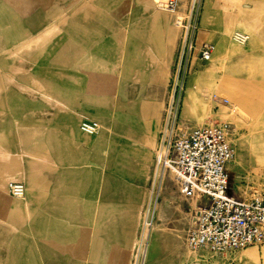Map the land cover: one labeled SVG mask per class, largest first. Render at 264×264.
Instances as JSON below:
<instances>
[{
	"label": "rangeland",
	"instance_id": "1",
	"mask_svg": "<svg viewBox=\"0 0 264 264\" xmlns=\"http://www.w3.org/2000/svg\"><path fill=\"white\" fill-rule=\"evenodd\" d=\"M29 1L26 0L27 3ZM85 2L65 0L64 8L55 4V7L60 9L59 19L65 18L63 26L67 27L68 20L71 22V25L69 24L71 29L67 27V31L71 30V32H59L61 22L57 19L53 36L33 59L24 57L13 60L14 57L7 53L9 48H3L0 36V81L3 85L2 88L0 87V91L3 89L0 92V101H2L0 134L5 135V147L11 150L10 159L4 160L1 155L4 146L0 145V176L5 170H13L11 165L15 164L17 168L21 167L24 170L28 180L33 179L32 190L39 192L47 191L52 187L53 175L56 192L102 191L107 182L110 186L108 190H114L115 185H124L127 190L136 192L135 186L124 184L119 175L110 173V171H119L123 175L122 171L125 169L122 167L112 169L108 164L110 158L117 159L118 152L126 144L139 150L141 145L146 144L147 139L151 138L145 133L144 139L138 140V145L135 147L131 144L135 139L123 136L125 142L120 146L118 144L123 127L134 124L133 119H136L135 116L130 117L124 107L127 103L123 101L127 99L124 84L127 85L131 79L130 83L135 82L140 92H143L151 84V75L156 71V63L150 60L147 50L148 47L153 48L150 40L151 9L143 0H86ZM40 3L41 6L35 9L25 7L24 14L30 15L32 11L38 10L39 15L42 16V11L45 10L42 5H47L48 0H40ZM162 6L164 7V2ZM202 15L200 40L210 42L213 51L207 61L200 60L196 51L191 56L188 78L193 73L194 83L189 96L188 117L182 120L195 126L221 121L233 127L235 156L227 165L228 193L244 198L264 189V0H205ZM48 20L46 17L44 23L36 25L37 31L44 28ZM24 25L30 31L33 28L31 23ZM77 28L79 30H76ZM0 31L3 32L1 33L3 37L8 34L3 23H0ZM37 31L30 32L28 36ZM180 33L179 30L176 44L169 56L168 76L179 46ZM235 33L244 35V41L236 39ZM62 40L64 46H59L58 41L62 43ZM22 78L29 79V85L21 81L17 82V79ZM39 80L45 83L51 80L64 88L62 89L66 106L62 109L56 106L59 119L56 120L54 127L57 131L62 126L63 130L57 132L54 137L56 145L54 167H48L47 162H34V159L25 156L22 160L18 157L17 125L47 126L49 98L42 93V90H45L42 89V85L41 89L32 90V82L41 84ZM116 84L118 95L112 104L107 91ZM101 86H104L103 94L100 93ZM17 88L26 92L22 93L25 97L20 95V99L17 98ZM56 90L60 88L57 87ZM36 91H40V94ZM101 95L103 101L107 103L109 113L106 117L94 118L97 114L91 111V104L95 103L92 99L95 100ZM32 96L35 98L30 100ZM77 108L86 112L82 114L83 116L91 117L100 124L96 133L83 135L78 131L81 116L76 114ZM32 115H34L33 119L21 118ZM72 118L76 119V132L71 130ZM79 135H81L80 140ZM40 139L43 142L47 136L41 133ZM79 147L86 149V157L92 160L91 164H94L87 163V167L82 169L83 176L85 175L87 179L82 185L74 182V178L79 176L76 169L60 167L65 161L69 163V159L72 161L76 159L74 149ZM102 148L108 150L110 157ZM138 172L142 175L147 173L146 169L142 168V164ZM133 174V171L128 173L129 176ZM11 181L25 184L20 174L6 180L4 189L0 190V209L12 208L17 202L23 201L21 197L9 194L8 183ZM140 190L143 196V189ZM162 196H168L173 205L170 203L168 207L167 201L164 202V206L160 205L161 219L156 223L169 221L168 225L174 229V232H171L166 225H162L159 226L162 229L158 230L154 237L162 241L168 233L175 235L181 248L187 249L184 237L189 222L184 224L185 214L173 206L180 204L183 212L189 210L190 206L185 203L186 201H179L178 194L170 183H167ZM6 199H11L14 203L8 204ZM13 212L9 210L8 215H14ZM47 215L46 210L36 212L35 217L39 219L40 228L46 225L43 221ZM7 234H10L9 230L0 229V243ZM39 234L40 252H46L43 250V244L45 246L47 244V232L41 231ZM157 249L158 257L153 264H186L184 255H179L171 246ZM27 255L31 253L25 249V259L32 260L30 256L27 258ZM180 256L182 258H179ZM233 256L232 264H264V242L237 251ZM43 258L40 256L34 259ZM189 258L191 259V253Z\"/></svg>",
	"mask_w": 264,
	"mask_h": 264
},
{
	"label": "crops",
	"instance_id": "2",
	"mask_svg": "<svg viewBox=\"0 0 264 264\" xmlns=\"http://www.w3.org/2000/svg\"><path fill=\"white\" fill-rule=\"evenodd\" d=\"M55 4L64 8L65 0H48L47 5H42L44 7L43 9H45L42 11V16L39 15L38 10L32 11L30 15H25L24 8H38L41 6L40 0H30L28 3L26 0H0V23L5 25V31L8 32V34L5 35L6 37H3L1 34L3 32L0 31L3 48H12L14 45H18L20 41H23L30 32L37 31L38 28H35V26L45 22V18L49 15L51 10L55 8ZM204 5L205 0L203 2L200 17V26L202 24ZM25 23H31L33 26L31 31L25 28ZM67 23L68 29H71V22L68 20ZM59 27V32L67 31V27L63 26V23L59 24ZM76 30H79V28ZM67 32L70 33L71 30ZM200 39L201 37L198 33V40ZM60 42L61 41H58L59 46H64L62 45L63 40L62 43ZM168 78L169 76L166 80L163 78L157 79L154 75H151V84L146 87L143 92H140L141 90L137 88L135 82L130 83L131 79H129L127 85L124 84L127 100L136 101L135 107L137 113L135 115L136 119H133L135 123L125 126L121 130L122 134L118 141L119 146L125 142L124 137L128 136L135 139L131 144L136 147L138 145L137 141L143 140L145 134L141 121L146 118L152 120L157 117V121L155 125H153L154 129L149 133L151 138L147 139L149 144L146 145L143 143V145H141L142 147H140L139 150L134 149L135 153L130 156L132 171L134 173L133 176L128 175V173L132 171H128L125 166L122 165L121 161L118 159L111 160V158L109 160V168L113 169L122 167L125 169L122 171L123 175H121L119 171H110V173L119 175V178L124 184L135 186L136 192L127 190V187L124 185H115L114 190H108L110 189L108 182L106 186L104 185L102 191L87 192L85 190H77L73 192H56L54 175L52 176V187H49L47 191L39 192L32 190V188L29 187V180L25 177L26 173L21 167H19L23 172L25 184H23L24 192L21 197L23 201L17 202L16 205L12 207L15 219H13L12 215L11 217L8 215L9 208L6 207L0 209V229L4 228L10 232V234H7L0 243V264H23L29 262H41L46 264H129L139 222V215L144 207L147 196V184L149 182L153 165V147L160 124ZM20 81L21 83H27V85L30 83L29 79H17V82ZM39 81L42 85V89H45L42 91L48 96L49 99L47 102L50 104L49 113L47 114V126L39 125L40 135L42 133L43 136H47V139H44L42 142V146L48 154V160L45 162H47L48 167H54L56 162L54 155L56 151L54 137L57 132L63 130L62 126L59 127V130L57 131L54 127L56 120L59 119V111H57L56 106L60 109L66 106L65 96L63 95L64 88L51 80L46 81V83L41 80ZM100 85H103V83H100ZM0 87H3L2 81H0ZM57 87H59L60 90H56ZM100 89V93L103 94L104 86H101ZM36 92L40 94V91ZM16 93L17 98L20 99V95L21 97H25L22 93L26 92L20 91L17 88ZM107 93L113 104L118 95V85L116 84L113 87L108 88ZM34 98L35 97L32 96V98L29 99L33 100ZM185 98L186 96H184V101ZM92 100V102L95 103L91 104V111L97 114L94 118L106 117L109 113V108L106 101H103V95L97 96L95 100ZM33 102L35 101H32V103ZM0 104H2V101H0ZM77 110L78 112L76 111V114H80L81 116L79 117L81 119L80 122L82 119L87 118L93 120L91 117L83 116L86 112L81 108H77ZM22 113L24 114V112ZM188 113L189 111L183 110L182 106L181 118L184 119L188 117ZM33 116L34 115L26 118L21 116V118L27 120L33 119ZM79 124L78 131L80 132ZM71 130L74 132L77 130L75 118H72ZM82 133L83 135L89 134L81 131V134ZM80 136L81 135H79V140L81 138ZM18 146L20 147L19 144ZM104 150L110 157L108 150L106 148ZM18 151L20 152L21 148L20 150L18 148ZM85 151L86 149L83 147L75 148L74 152L76 159L74 161L69 159V163L65 161L63 165H60V167H64L65 169H76V173H79V176L74 178V182L80 185L87 182L86 177H84L85 175L83 176L82 169L87 167V163L91 164L92 162V160L86 157ZM141 163L142 168H145L147 171L146 175H142L138 172L141 168ZM167 183H170L175 189L180 202L186 201L185 203L188 205H194V200L184 199L181 196L177 187L169 177L164 179L161 185L160 196L157 200L155 223L152 230L147 264H153V262L157 260L158 247L162 249L168 245L173 249H176L177 246H179V249L183 252L182 255H184V261L186 264H192L189 261L190 252L188 248L186 247L187 249H182L178 243V239L175 238V235L172 236L168 233L162 241L157 237H154L158 230L162 229V227H159L162 225H166L171 232H174V229L168 225L169 221L162 224L156 223L157 220L161 219L162 208L160 209V205L164 206V202L167 201L169 207V204L172 203L168 196H162ZM48 184H50V182ZM141 188L143 189V196H141ZM190 201L193 202V205L190 204ZM6 202H8V204L14 203L11 199H6ZM171 205H173V203ZM173 207L179 212L185 214L184 224L186 222L188 223L191 214L190 209L183 212L180 204H175ZM41 210H46L48 212L47 218L43 221L45 222L43 224L46 225H43L42 228L38 225L39 219L35 217L36 212ZM41 231L47 232V244L46 246L43 244V250H46V252H40L39 232ZM25 249L28 253H31V255H27L26 257L29 258L30 256L32 260L25 259ZM40 256H43L44 258L38 260L34 259L37 257L39 258ZM191 260L196 264H200L194 253H191Z\"/></svg>",
	"mask_w": 264,
	"mask_h": 264
},
{
	"label": "built area",
	"instance_id": "3",
	"mask_svg": "<svg viewBox=\"0 0 264 264\" xmlns=\"http://www.w3.org/2000/svg\"><path fill=\"white\" fill-rule=\"evenodd\" d=\"M204 0H187L180 21V38L164 94L160 124L153 147L147 196L139 215L129 264H147L155 210L162 182L169 177L184 199L194 200L185 230V245L200 264H231L234 254L264 242V189L248 197L228 193V163L235 156L234 129L221 121L201 126L181 118L191 56L210 59L213 46L198 40ZM180 0H167L178 9ZM234 37L244 41L245 36ZM98 125L85 119L80 130L95 133ZM8 192L19 197L23 183L12 181Z\"/></svg>",
	"mask_w": 264,
	"mask_h": 264
},
{
	"label": "bare ground",
	"instance_id": "4",
	"mask_svg": "<svg viewBox=\"0 0 264 264\" xmlns=\"http://www.w3.org/2000/svg\"><path fill=\"white\" fill-rule=\"evenodd\" d=\"M81 1L85 2L86 0H81ZM143 1L145 5L151 9L152 28H151L150 40L152 42L153 48L151 49L150 47H148L147 50L150 54L149 55L150 60L156 63L155 64L156 71L154 73V76L158 79H160L159 77L161 76H162L161 78L165 76L164 80H166L168 77L169 56L171 55V52L175 46L178 37V32L180 30V21L184 13L183 10L185 9L187 0H180L181 3L178 9H168L166 5L167 0H143ZM162 2H164V7L162 6ZM59 11L60 9H58L57 7L52 9L49 15L47 16L49 20L44 28L37 31V33L35 34L24 38L23 41H20L18 45H14L12 48L7 49V53L10 56L14 57L13 60L15 58L19 59L24 57L33 59L35 56H38V54L40 53V49L43 48V46L46 43H48V41H50L51 37L55 32V27H56L55 21L60 17ZM102 19L103 17L100 18V20ZM59 21L64 24L65 18H60ZM193 83H194V75L193 73H191L189 75L188 83L186 87L185 101L183 99L184 101L183 110L189 111V107H190L189 96H190L191 88L193 87ZM39 89H41V84H38L36 81H33L32 90H39ZM42 93L46 95V93H44L43 91ZM123 101L127 102L126 106H124L127 109V114L130 115V117H134L137 113V109L135 107L136 101L128 102L127 99H124ZM156 121H157V117H155L152 120L146 118L141 121L146 134L151 133V131L154 129L153 125H155ZM95 122L97 125L99 124L96 120ZM79 129H80V124H79ZM16 130L18 132V133L16 132L17 141L20 145L19 150L21 148V151L18 153L19 159L23 160V156H25L28 157L29 159H34V161L45 162L48 160V154L44 149V147L42 146V142L40 139L39 126H36L34 124H30L28 126L20 124L17 125ZM5 143H6L5 135L0 134V145L4 146L3 153H1V155L3 156L4 160L5 159L7 160L9 156H11L10 155L11 150L8 147H5ZM148 144L149 143L146 142V145ZM133 153H135L134 148H132L131 145L126 144L124 148L118 152L117 155V159L121 161L122 165H124L128 171L132 170L130 156ZM11 167L13 170L10 169L5 170L4 171L5 173H3L0 176V190L4 189L6 180L12 179L14 178V176H17L18 174H20L23 177V172L20 168H17L15 164H13ZM28 184L29 187L31 188L33 186V179L31 180L30 178ZM23 192H24V186H23ZM190 204L193 205V202L190 201ZM9 210H12L13 212V209L11 207L9 208ZM12 217L13 219H15L14 215H12ZM154 223L155 221L153 222V228H154ZM175 251L179 255L183 254L182 250L179 249V246H177ZM189 252L192 253L190 250ZM182 256H180L179 258H182ZM189 261L192 264H196L192 262L190 258Z\"/></svg>",
	"mask_w": 264,
	"mask_h": 264
}]
</instances>
